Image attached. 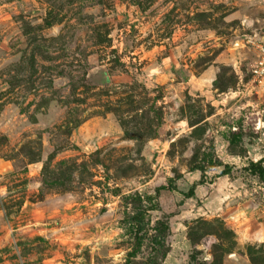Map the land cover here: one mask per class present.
<instances>
[{
	"label": "rangeland",
	"instance_id": "1",
	"mask_svg": "<svg viewBox=\"0 0 264 264\" xmlns=\"http://www.w3.org/2000/svg\"><path fill=\"white\" fill-rule=\"evenodd\" d=\"M262 35L264 0H0V264H264Z\"/></svg>",
	"mask_w": 264,
	"mask_h": 264
},
{
	"label": "built area",
	"instance_id": "2",
	"mask_svg": "<svg viewBox=\"0 0 264 264\" xmlns=\"http://www.w3.org/2000/svg\"><path fill=\"white\" fill-rule=\"evenodd\" d=\"M249 44L256 52L250 83L258 91H262L264 88V35L259 36L258 40H251Z\"/></svg>",
	"mask_w": 264,
	"mask_h": 264
},
{
	"label": "trees",
	"instance_id": "3",
	"mask_svg": "<svg viewBox=\"0 0 264 264\" xmlns=\"http://www.w3.org/2000/svg\"><path fill=\"white\" fill-rule=\"evenodd\" d=\"M224 167H225V170L223 171V174H225V175L229 174L230 173V167L228 165H225ZM251 167H252L251 170L253 169V171L258 172V170H256L258 168L255 166V164H252ZM260 169H261L260 171H262V172H258L259 174L263 173V168H260ZM261 177H263V179H264V175H262ZM194 190L195 189L190 191L189 197H192L194 195ZM139 221H140V217H137V218H133L132 222L138 223ZM142 229H143V225H141V222H139L137 230H142Z\"/></svg>",
	"mask_w": 264,
	"mask_h": 264
}]
</instances>
